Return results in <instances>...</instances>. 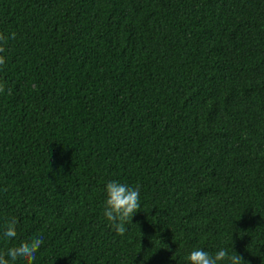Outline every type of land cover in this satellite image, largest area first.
Returning <instances> with one entry per match:
<instances>
[{"label": "trees", "instance_id": "obj_1", "mask_svg": "<svg viewBox=\"0 0 264 264\" xmlns=\"http://www.w3.org/2000/svg\"><path fill=\"white\" fill-rule=\"evenodd\" d=\"M0 264H264V0H0Z\"/></svg>", "mask_w": 264, "mask_h": 264}]
</instances>
